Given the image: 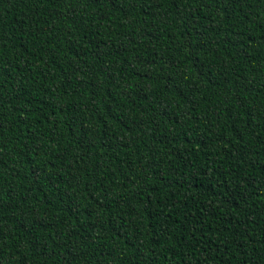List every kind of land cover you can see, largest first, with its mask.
Returning <instances> with one entry per match:
<instances>
[{
  "label": "trees",
  "instance_id": "16d2710c",
  "mask_svg": "<svg viewBox=\"0 0 264 264\" xmlns=\"http://www.w3.org/2000/svg\"><path fill=\"white\" fill-rule=\"evenodd\" d=\"M0 264H264V0H0Z\"/></svg>",
  "mask_w": 264,
  "mask_h": 264
}]
</instances>
